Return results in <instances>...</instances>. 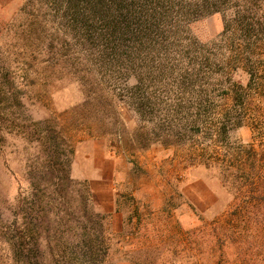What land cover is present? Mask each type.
Wrapping results in <instances>:
<instances>
[{"label":"rangeland","instance_id":"374dc122","mask_svg":"<svg viewBox=\"0 0 264 264\" xmlns=\"http://www.w3.org/2000/svg\"><path fill=\"white\" fill-rule=\"evenodd\" d=\"M222 1L182 17L205 1L176 0L145 40L86 41L51 0H0V264H84L78 240L100 231L104 264H264V220L231 216L217 171L192 160L214 140L197 114L223 95L195 69L264 55L260 4ZM227 129L221 143L252 141Z\"/></svg>","mask_w":264,"mask_h":264},{"label":"trees","instance_id":"16d2710c","mask_svg":"<svg viewBox=\"0 0 264 264\" xmlns=\"http://www.w3.org/2000/svg\"><path fill=\"white\" fill-rule=\"evenodd\" d=\"M203 1L205 2L200 4H181L179 15L183 17V14L198 10L203 12L214 0ZM51 3L64 12L73 32L77 26L82 28L86 41H118L120 37L126 36L145 40V29L150 32L158 30L163 21H168V9L180 6L176 0H51ZM257 3L260 4L257 6L260 10L255 14L264 13V0H242L241 4H236L237 9H234L233 14L250 13ZM153 16L156 18L155 23H151ZM239 20L240 18L235 20L236 24ZM134 24L136 32L132 29ZM258 45L255 46L257 54H264V44ZM235 51L231 57L221 62L223 68L220 70L212 69L205 73L201 68L195 69L199 83L202 80L211 82H204L202 84L206 85L202 86H211L212 89L219 87L223 90V95L222 103L215 106L210 122L202 121L200 111H197L199 114L194 123L198 130L200 127L209 129L214 140L209 151L194 154L192 160L197 165L217 171L232 196L229 205L231 216H260L264 220V55L256 56V53H252L251 58L254 59H251L242 48ZM237 71L247 75L246 83L235 79ZM229 125L234 128L248 126L253 134L252 141L247 144L221 143V139L227 137ZM233 221L230 227L236 228ZM95 240H99L103 246L102 253L95 251ZM79 241L87 249L83 253L86 261L84 264H104L108 248L105 247L107 238L103 231L95 238L88 237L85 244L79 239L78 245ZM35 245L40 246V243L36 240Z\"/></svg>","mask_w":264,"mask_h":264}]
</instances>
